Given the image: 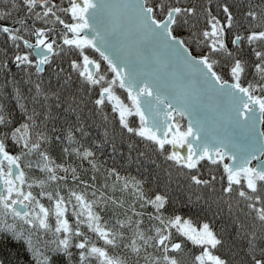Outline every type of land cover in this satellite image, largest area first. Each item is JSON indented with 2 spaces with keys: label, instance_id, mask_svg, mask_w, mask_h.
Segmentation results:
<instances>
[{
  "label": "snow or ice",
  "instance_id": "obj_1",
  "mask_svg": "<svg viewBox=\"0 0 264 264\" xmlns=\"http://www.w3.org/2000/svg\"><path fill=\"white\" fill-rule=\"evenodd\" d=\"M0 246L264 264V0H0Z\"/></svg>",
  "mask_w": 264,
  "mask_h": 264
},
{
  "label": "trees",
  "instance_id": "obj_2",
  "mask_svg": "<svg viewBox=\"0 0 264 264\" xmlns=\"http://www.w3.org/2000/svg\"><path fill=\"white\" fill-rule=\"evenodd\" d=\"M0 247H2V246H0ZM13 247H14V245H13Z\"/></svg>",
  "mask_w": 264,
  "mask_h": 264
}]
</instances>
